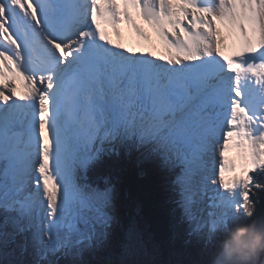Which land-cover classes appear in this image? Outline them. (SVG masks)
<instances>
[{"label": "snow or ice", "instance_id": "obj_1", "mask_svg": "<svg viewBox=\"0 0 264 264\" xmlns=\"http://www.w3.org/2000/svg\"><path fill=\"white\" fill-rule=\"evenodd\" d=\"M122 2L123 9L116 0H0L5 256L12 244L21 256L31 252V264H59L60 256L113 245L125 257L146 248L147 228L121 222L112 186L97 192L77 182L76 168L98 155L86 147L97 137L149 145L150 156L179 168L185 243L202 245V264H212L237 221L256 215L248 217L246 209L256 208L264 192V0ZM133 13L165 41L166 64L129 54L101 29V17L113 26L127 22L147 39ZM214 21L239 33L234 57L225 56ZM6 73L22 76L27 92L17 95ZM230 146L244 161L239 174L228 160Z\"/></svg>", "mask_w": 264, "mask_h": 264}, {"label": "trees", "instance_id": "obj_2", "mask_svg": "<svg viewBox=\"0 0 264 264\" xmlns=\"http://www.w3.org/2000/svg\"><path fill=\"white\" fill-rule=\"evenodd\" d=\"M134 143L139 149L134 147ZM146 150L147 154H144ZM97 153L96 159L90 161L85 168H79L81 185L97 192L113 187V191L117 193V214L121 222L126 225L135 220L141 228H147L152 238L148 245L160 254L157 257L159 264H177L172 255L177 250L183 257L186 256L185 260H191L183 261V264H192L193 254L197 255L198 250L193 243H185L188 239L187 231L179 227L183 216V209L178 203L179 187L175 184L179 170L164 165L160 157L150 156L149 145H139L132 139L116 143L112 148ZM106 180L108 183H105ZM260 182L264 183V176L260 178ZM262 218L264 192L259 193L256 215L251 220L243 218L237 224L251 223ZM182 223L186 227L189 225L186 220ZM122 257L120 248L113 245L95 251L85 250L77 259L69 260L67 256H61L59 264H119ZM32 260L33 258L28 264Z\"/></svg>", "mask_w": 264, "mask_h": 264}, {"label": "rangeland", "instance_id": "obj_3", "mask_svg": "<svg viewBox=\"0 0 264 264\" xmlns=\"http://www.w3.org/2000/svg\"><path fill=\"white\" fill-rule=\"evenodd\" d=\"M176 0H173V3H175ZM135 21H137L140 25V27L138 26V23H136V25L141 29V31L147 35L149 37V39H151L153 42H156L157 40V35L153 29V27L148 24L144 19H142L141 17H139L138 15L134 14L133 15ZM119 24H124V22L119 23ZM186 25H190L187 21H185ZM123 33H122V37L123 40H131L132 38V34L133 32H135V29H126L125 27H123ZM129 43L126 44L125 46L128 50L129 53L133 54H138V53H142L144 55H150L153 59H155L152 56V52L146 51V50H141V51H135L134 49L129 48ZM156 46V45H155ZM136 49V48H135ZM157 57V56H156ZM161 61H164L163 59H160ZM165 62V61H164ZM34 63H38V59L34 56ZM166 63V62H165ZM8 80L6 81L7 83L13 84L15 88L17 87H23L26 86L28 82L26 80H22V79H17V77H13L12 73H6ZM101 136H103V133H101ZM120 140H112V139H108V138H103L101 139L100 137L95 138L90 144H88L86 147L87 149L91 150L94 153H97V151L102 150V149H110L112 148L116 143H120ZM41 143H42V138H41ZM134 147L139 149L137 147V145L134 143ZM150 148V146H149ZM232 154L235 155V157L237 158V161L234 163L237 167V174H239V172L242 169L243 166V159L241 158V154L240 152L234 147L232 149ZM144 154H147V150L144 151ZM151 156H155V155H151ZM158 157V156H155ZM41 162H42V157H41ZM179 170V168H176ZM232 176V175H231ZM231 176L226 177V178H231ZM75 177L77 179V182L81 185V175H80V171L79 168H76L75 170ZM255 199V198H254ZM112 204L113 207L115 208V211L118 212V206H117V193L116 192H112ZM119 213V212H118ZM85 215H91V213H85ZM0 219H2V217H0ZM78 228H80L81 230H84V225L83 224H78L77 225ZM179 227L185 231H188L189 225L186 227L184 226V224L181 222L179 223ZM22 238H17V243L20 242ZM152 242V238L150 239V241L148 243ZM192 243L195 245V247L198 250V254L194 255L193 254V258H192V264H202V259L205 260V251L202 248V245L200 243H197V241L195 239H193ZM201 248V249H200ZM7 252L9 253L7 256H5L3 254V251L0 250V264H4V261L7 260H19L22 259L25 262H27V264L29 263V261L33 258L31 252L29 251L28 253H25L23 256L20 255L19 249L16 248L15 244L9 245ZM202 254V255H201ZM159 253H157L154 248H150L149 245L147 244L146 248L139 254L137 255H133V256H123L122 260H138L141 259L142 261H144V264H159V259L157 257H159ZM174 260L177 261V264H183V261L186 262H191V260L187 259L185 260L186 256L180 253V251H175V253L172 254ZM80 256L79 255H68L67 259L71 260V259H77V257ZM191 254L189 252V257L191 258ZM61 257V256H60ZM195 257V258H194ZM197 258V259H196Z\"/></svg>", "mask_w": 264, "mask_h": 264}, {"label": "bare ground", "instance_id": "obj_4", "mask_svg": "<svg viewBox=\"0 0 264 264\" xmlns=\"http://www.w3.org/2000/svg\"><path fill=\"white\" fill-rule=\"evenodd\" d=\"M116 2L120 6L121 9H123L125 7L122 0H116ZM134 14L135 13H133V15ZM135 22L138 23L137 21H135ZM100 26H101V29L106 34V36L108 37V39L113 42V45L119 44V45H122L123 48L125 49V48H127L125 45L129 43L130 44L129 48L134 49L137 52L141 51V50H146V51L152 52V54L153 53L155 54L153 56L154 58H156V56L161 57L167 63L169 49H168L165 41L161 39L160 35L158 34L157 30L154 27H153V29H154L157 37H158L156 42H153L145 34H144V36L147 37V39L141 38V36H139L137 34L136 30H135V32H133L131 40H123V37H122L123 36L122 35L123 27H125L128 30H130V29L134 30L133 26L131 24H128L127 22H124V24L118 23L117 25L113 26L111 23H107L105 21V19L103 17H101L100 18ZM138 26L140 27L139 23H138ZM188 26L190 27V25H188ZM93 27H94V25H93ZM214 27H217L220 30L219 38L221 40V48L224 51L225 56L234 57L235 52H237L239 50V47H240V39L241 38L239 36V33L236 32L235 30H233L227 24L222 23L220 21H214ZM169 36H171L170 33H169ZM220 59H223V58H220ZM38 63H39V60H38ZM225 63H226V61H225ZM25 75H26V73H25ZM13 77H17V79L19 78V79L25 80L22 76L13 75ZM7 80H8V78H7ZM16 90H17V95H23L27 92L28 89L26 86H23V87H17ZM38 119H39V117L37 116V120ZM49 138L51 139V137H49ZM233 148H234V146H230L229 151H228V160L230 163H235L237 161V158L231 152ZM222 159L223 158L221 157L220 158L221 162H222ZM231 175H233V174L232 173H225L226 177H229Z\"/></svg>", "mask_w": 264, "mask_h": 264}, {"label": "clouds", "instance_id": "obj_5", "mask_svg": "<svg viewBox=\"0 0 264 264\" xmlns=\"http://www.w3.org/2000/svg\"><path fill=\"white\" fill-rule=\"evenodd\" d=\"M255 211V206L250 204L247 216L252 217ZM212 264H264V218L233 227Z\"/></svg>", "mask_w": 264, "mask_h": 264}, {"label": "water", "instance_id": "obj_6", "mask_svg": "<svg viewBox=\"0 0 264 264\" xmlns=\"http://www.w3.org/2000/svg\"><path fill=\"white\" fill-rule=\"evenodd\" d=\"M138 55H141V54H138Z\"/></svg>", "mask_w": 264, "mask_h": 264}]
</instances>
